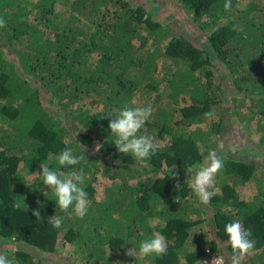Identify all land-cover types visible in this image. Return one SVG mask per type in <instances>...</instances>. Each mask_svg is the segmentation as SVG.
<instances>
[{
  "label": "trees",
  "instance_id": "trees-1",
  "mask_svg": "<svg viewBox=\"0 0 264 264\" xmlns=\"http://www.w3.org/2000/svg\"><path fill=\"white\" fill-rule=\"evenodd\" d=\"M173 1L202 33L176 26L141 0H0L2 244L14 236L13 242L54 252L59 243L84 236L79 264H110L123 258L124 245L139 247L157 229L166 254L134 264H197L207 247L228 261L232 249L224 227L240 220L256 242L253 257H263L264 190L257 200L237 198L257 164L218 155L224 166L206 205L190 189L187 170L202 160V147L215 145L213 137L222 134L229 92L239 116L252 100L243 117L246 126L255 120L264 154V0H231L228 12L225 0ZM202 17L222 21L205 30ZM41 96L55 108L47 109ZM148 105L151 114L137 135L153 136L157 147L140 162L116 150L108 123L125 107ZM69 148L85 158L62 167L55 157ZM40 164L58 172L83 170L89 202L83 218L72 208L61 212L41 178L22 173L38 174ZM95 174L111 182L99 200ZM54 214L63 218L60 228L48 223ZM205 217L207 228L197 230ZM99 224L102 230H95ZM13 253L5 254L13 264L32 262L22 249Z\"/></svg>",
  "mask_w": 264,
  "mask_h": 264
},
{
  "label": "clouds",
  "instance_id": "clouds-1",
  "mask_svg": "<svg viewBox=\"0 0 264 264\" xmlns=\"http://www.w3.org/2000/svg\"><path fill=\"white\" fill-rule=\"evenodd\" d=\"M224 10L231 11V0H225ZM5 26V21L0 19V27ZM151 114V106L127 108L118 112L115 118L110 119L108 128L114 136V146L119 153L133 155L138 161L144 162L151 154L154 153L157 145L154 143V137L148 134L137 135L140 129L144 126L146 120ZM212 114L205 113L206 117ZM97 145L95 151L99 150ZM84 157L73 155L72 150H62L56 157V161L62 167H70L76 165ZM223 161L217 155L215 150H209L207 157L202 163L193 164L187 170L191 174L188 179V185L192 192L199 198L201 204H208L211 198L215 195L214 191L209 189L214 183L215 175L223 168ZM41 172L36 175L41 178L43 185L47 189H51L55 196L56 207L61 212H67L72 208L75 216L83 218L87 214L88 199L87 192L83 185L85 175L83 170H69L67 172H58L47 164H40ZM179 184L176 186L178 187ZM39 203V202H38ZM32 214L39 218L40 211L33 210ZM48 223L53 228H60L63 223V218L53 215L49 218ZM224 232L227 235V244L232 249L231 264H240L242 258L248 255L255 247V240L250 239L251 229H243L242 222L236 220L227 223L224 227ZM15 240V237H11ZM167 242L165 236L157 233L151 239L141 241L138 249V258L144 259L151 255L161 256L166 254ZM132 249L127 253L130 256ZM110 253V252H109ZM0 264H13L5 254L0 253ZM202 264L205 262L202 261ZM211 264H224L223 256L214 257Z\"/></svg>",
  "mask_w": 264,
  "mask_h": 264
},
{
  "label": "rangeland",
  "instance_id": "rangeland-1",
  "mask_svg": "<svg viewBox=\"0 0 264 264\" xmlns=\"http://www.w3.org/2000/svg\"><path fill=\"white\" fill-rule=\"evenodd\" d=\"M148 2L150 8L154 11V13H158V16H164L165 19L170 20L171 22H174L176 26H181L182 28L189 30L191 32H194L197 30L199 33L203 32V29L196 28L195 24L192 23L191 16L186 11H181L177 8L173 0H141ZM57 7H59V4H57ZM169 21V22H170ZM222 21V18L219 19H212V18H200V24L204 26L205 30H211L213 27H215L219 22ZM180 27V28H181ZM202 38L204 36L202 35ZM228 92L230 89H226ZM153 93L155 92L151 91V95L153 96ZM231 94L228 93L223 101V107H224V122H223V129L222 134L220 136L213 137L217 143L215 145L202 147L204 151V156L202 160L199 163H202L205 158L208 155L209 150H215L217 152V155H224L227 157H238L241 156L245 159L252 160L257 164V167L255 169V176L250 178L247 182L242 184L238 190H237V198L242 200H257L259 197V194L262 190H264V172L262 173L261 170H264V154L260 151L257 143V132L255 128V120H252L249 122V125L246 126V117H243L244 115H248V103H252V100L247 101L245 105H242L240 110L242 115H237L236 112L232 111L233 109V103L231 99ZM43 95H46L45 93ZM42 101L47 109H54L55 107L50 106L47 103L46 97L41 96ZM184 100L180 98L179 105L182 104ZM100 106V105H99ZM90 107V105H88ZM93 108V106L91 107ZM92 110H95L92 109ZM201 126H204L205 123H200ZM251 129L252 134H248V129ZM198 163V164H199ZM259 165V166H258ZM259 167V169H258ZM37 170H32L31 172L27 170H23L22 173H25L26 175L30 174H36ZM95 198L96 200H99L102 198V195L104 194V187L106 185H110L111 182L109 179L101 176L100 174H95ZM232 211H234L236 206L232 205ZM95 209V208H94ZM207 217L203 219V221L199 224V226H196L197 230H203L207 227ZM157 217L152 218L151 221L153 224L157 222ZM88 226V225H87ZM95 230H102V226L99 224L97 225ZM159 233L157 229H155V234ZM81 241H78V238L71 241V242H65L64 244H58V247L56 251L54 252H43L39 250L38 248L19 244L16 242H8L7 244H2L0 242V253L5 251V254L9 253L10 256L14 255L15 249H22L28 253L31 254L30 261H32L30 264H79V261L81 259H78L80 257V248L86 238L84 236L81 237ZM89 243L88 245L93 244V241L90 239L87 240ZM60 245V246H59ZM132 249V252L130 253V256L127 255V253ZM138 245L129 244L124 245L122 248L121 258H114L110 261V264H134L135 261H138L140 263H144L145 259H139L138 258ZM4 250V251H3ZM225 258V254L221 253ZM255 251L252 250L248 255L244 256L240 262L250 261L251 258H256L255 264H260V259H257L255 256ZM79 256V257H78ZM227 257V255H226ZM228 258V257H227ZM230 260V258L228 259ZM264 260V255H263ZM82 261V260H81ZM80 261V262H81ZM227 261V260H226ZM228 262V261H227ZM229 264V263H228ZM231 264V263H230Z\"/></svg>",
  "mask_w": 264,
  "mask_h": 264
},
{
  "label": "built area",
  "instance_id": "built-area-1",
  "mask_svg": "<svg viewBox=\"0 0 264 264\" xmlns=\"http://www.w3.org/2000/svg\"><path fill=\"white\" fill-rule=\"evenodd\" d=\"M220 257V253H215L213 251H211V249L209 247L206 248V254L205 257L203 259H201L197 264H202V261L205 262V264H211V261L214 257ZM224 259V264H228V262L226 261V259L223 257Z\"/></svg>",
  "mask_w": 264,
  "mask_h": 264
},
{
  "label": "crops",
  "instance_id": "crops-1",
  "mask_svg": "<svg viewBox=\"0 0 264 264\" xmlns=\"http://www.w3.org/2000/svg\"><path fill=\"white\" fill-rule=\"evenodd\" d=\"M257 259H260V264H261V261L263 260V257H262V258L259 257V258H257ZM228 261H229V260H228ZM230 263H231V262H230ZM230 263H229V264H230Z\"/></svg>",
  "mask_w": 264,
  "mask_h": 264
}]
</instances>
